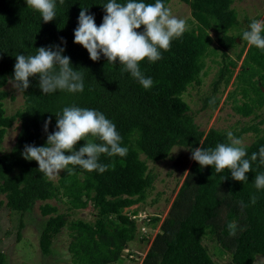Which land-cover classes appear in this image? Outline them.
I'll use <instances>...</instances> for the list:
<instances>
[{
  "label": "trees",
  "instance_id": "1",
  "mask_svg": "<svg viewBox=\"0 0 264 264\" xmlns=\"http://www.w3.org/2000/svg\"><path fill=\"white\" fill-rule=\"evenodd\" d=\"M180 1L188 6L193 24L182 37L172 40L168 51L161 50L162 59L140 62L144 75L153 80V86L144 89L123 71L118 60L113 64L101 54L100 60L93 61L83 46L74 43L81 8H88V14H93L100 25L106 14L103 5L109 0H64L63 4L56 0V17L47 23L24 0H0V146L5 130L15 121L18 123L10 148L0 150V195L4 204L19 215L30 212L36 201L50 199L64 201L68 211L82 208L86 202L94 211L92 221L87 222L68 219V211L59 212L55 204H40L39 212L45 217L38 235L42 255L50 253L55 237L66 227L72 264H116L121 250L133 238L136 225L135 217H131L136 210L125 213L122 209L143 202L152 187L154 175L147 168V159L163 160L175 145L191 154L197 147L215 148L218 143H228L229 131L237 138L253 132L254 138L244 144L247 158L264 146V127H258L264 117L256 111L264 105V50L248 44L244 53L243 46L239 48L234 59L226 56L224 50L233 47L240 36L229 33L236 18L232 0ZM143 2L154 4L155 0ZM162 2L167 5L168 0ZM142 30L143 26L137 29ZM209 30L221 47L220 65L200 107L215 108L232 78L233 88L225 93L223 102L238 116L252 114V123L230 130H203L194 122L193 112L183 99L186 89L198 86L206 74L204 58L216 54ZM51 45L65 48L63 54L83 74L84 90L42 94L38 77H30L29 88L19 91L22 107L5 114L2 100L7 94L2 87L14 74L15 55H35L38 47ZM242 53L234 71L235 60ZM68 106L102 112L115 124L122 137L121 146L128 149L127 155L101 154L99 162L110 165L102 174L73 165H69L72 174L61 170L56 179L39 172L38 162L22 156L24 147L43 146L48 133L58 130L55 114ZM49 117L46 133L43 125ZM84 144V140L79 141L76 150ZM261 172L264 166L253 162L252 172L246 173L248 180L240 182L231 178L228 169L216 173L214 166L201 168L191 159L140 264H215L204 240L213 242L218 253H227L231 264H252L256 255L263 257L260 264H264V189L254 186V177ZM251 195L257 197L255 204L250 203ZM158 220L157 216L148 217L145 224L151 227ZM230 222L238 226L235 236L229 235ZM143 237L142 234L139 239ZM0 264H7L1 251Z\"/></svg>",
  "mask_w": 264,
  "mask_h": 264
},
{
  "label": "clouds",
  "instance_id": "2",
  "mask_svg": "<svg viewBox=\"0 0 264 264\" xmlns=\"http://www.w3.org/2000/svg\"><path fill=\"white\" fill-rule=\"evenodd\" d=\"M60 4L64 0H59ZM27 6L38 11L43 22L53 21L56 17V0H26ZM105 15L102 23L97 25L88 8H81L78 26L74 30V43L83 46L91 60L98 61L101 54L113 64L119 61L123 71L139 82L144 89L153 86L151 77H146L140 68V62L147 59L154 63L162 59L161 50L168 51L173 39H178L188 30L186 20L172 14L162 0L145 3L143 0H127L118 3L109 0L103 5ZM143 26L142 31H137ZM249 45L264 50V20L253 19L241 37ZM62 43L66 44L63 37ZM65 48L60 45L38 47L35 55L17 54L14 74L9 83L18 91H25L30 86V77H38V86L42 94H50L57 90L70 93L84 90V77L75 70L71 58L64 55ZM57 117L56 128L48 133L43 146L26 144L22 156L26 160L38 162V170L49 179L60 175L69 165L80 166L88 172L104 173L110 165L99 162L101 154L108 157H125L127 147L121 146L122 137L115 124L95 109L68 106L62 109ZM51 117L45 120L44 132H48ZM91 137L92 139H88ZM228 143H218L215 148L192 149L191 159L198 162L201 168L214 166L216 173L228 169L231 178L244 182L248 180L246 173L252 172V163L264 166V146L248 157L246 147L233 132H227ZM81 140L85 144L76 150ZM96 141H99L96 142ZM69 152L71 154L66 155ZM226 179V177L224 178ZM257 190L264 189V172L254 177ZM257 197L250 196V203L255 204ZM237 224H228L229 235L235 236Z\"/></svg>",
  "mask_w": 264,
  "mask_h": 264
},
{
  "label": "rangeland",
  "instance_id": "3",
  "mask_svg": "<svg viewBox=\"0 0 264 264\" xmlns=\"http://www.w3.org/2000/svg\"><path fill=\"white\" fill-rule=\"evenodd\" d=\"M26 2V0H24ZM173 15L186 20L188 27L193 24L189 13L188 6L180 0H168L167 5ZM231 7L236 12L235 25L229 31L230 34L239 35L236 38L237 43L225 49V54L231 59L235 58V54L239 48L243 46V53L248 46L244 41L242 33L248 29L251 20H264V0H232ZM212 37V46L216 54L206 56L204 58V68L206 74L201 76V82L198 86H190L186 89L183 99L188 103L190 110L193 112V120L203 130L209 127L218 129L238 128L248 123H252V114L247 117H241L232 113L229 105L223 102L225 93L233 88L231 84L232 78L224 87L219 96L218 105L210 109L206 107L202 109V99L204 95L210 92V81L214 78L215 72L220 65L219 51L221 47L217 45L212 30H209ZM243 53L240 58L235 60L234 71L238 69ZM2 89L7 96L2 100L4 113L12 114L16 109L22 107L23 99L21 93L15 89L9 80ZM216 92L215 95H218ZM264 117V105L256 110ZM17 121L11 127L5 130L0 150L7 151L17 131ZM259 128L264 127V123L258 125ZM254 138L253 132L248 131L241 134V140L244 144H248ZM191 153H188L180 146H173L168 155L163 160L151 161L146 160L148 170L154 175L152 187L147 191L143 202L132 204L124 207L123 212L129 213L135 209L136 212L132 217L136 219L135 231L133 238L129 240L124 249L121 250L116 264H140V261L148 249L150 242L156 232L161 219L167 213L169 204L188 169L191 161ZM140 155V158H143ZM56 179V177L54 178ZM43 202L55 204L59 212H66L68 205L64 201L55 202L54 200L36 201L30 212L21 215L10 211L4 204V198L0 195V251L5 254L7 264H72L70 261L67 244L70 240L68 229L62 228L55 237L51 251L47 256L40 253L38 249V235L41 222L44 220L39 212L38 206ZM68 219H80L83 221H92L94 211L85 203L84 207L78 209H70L68 211ZM157 216L159 220L148 227L145 223L148 217ZM22 226L19 227V223ZM150 228V229H149ZM143 239H139L141 235ZM205 245L209 248V252L215 264H231L227 253H218L219 251L213 246V242L204 240ZM213 246V247H211ZM263 257L256 255L252 264H260Z\"/></svg>",
  "mask_w": 264,
  "mask_h": 264
},
{
  "label": "built area",
  "instance_id": "4",
  "mask_svg": "<svg viewBox=\"0 0 264 264\" xmlns=\"http://www.w3.org/2000/svg\"><path fill=\"white\" fill-rule=\"evenodd\" d=\"M132 217V216H131Z\"/></svg>",
  "mask_w": 264,
  "mask_h": 264
}]
</instances>
